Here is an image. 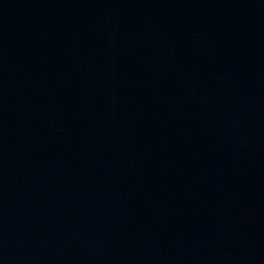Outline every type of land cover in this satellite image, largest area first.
I'll list each match as a JSON object with an SVG mask.
<instances>
[{"label":"water","instance_id":"obj_1","mask_svg":"<svg viewBox=\"0 0 264 264\" xmlns=\"http://www.w3.org/2000/svg\"><path fill=\"white\" fill-rule=\"evenodd\" d=\"M0 264H264V0H0Z\"/></svg>","mask_w":264,"mask_h":264}]
</instances>
